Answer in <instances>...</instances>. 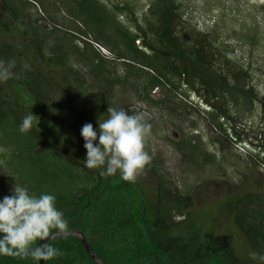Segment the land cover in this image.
Listing matches in <instances>:
<instances>
[{"label":"trees","instance_id":"obj_1","mask_svg":"<svg viewBox=\"0 0 264 264\" xmlns=\"http://www.w3.org/2000/svg\"><path fill=\"white\" fill-rule=\"evenodd\" d=\"M245 1L264 15V0ZM66 9L73 22L65 25L76 29L83 47L58 38L53 56H43L44 63H37L30 47L42 52L47 41L37 24L24 20L27 46L0 39V59L15 60L14 71L19 73L0 83V138L3 146L11 148L0 178V202L13 195L15 183L37 196L54 195L69 230L83 232L105 264H264L260 259L264 256V195L247 187L248 177L237 187L225 189L214 204L196 207L192 193L182 194L159 173L157 192L152 193L137 179L124 181L119 172L104 177L100 169L84 164L87 150L81 129L92 123L99 136L98 121L106 118L109 106L116 107L115 88L120 83L132 84L142 99H148L155 88L185 93L186 86L210 107L205 111L210 125L228 143L240 142L232 108L236 113H251L258 104L264 117V98L249 74L225 54L227 47L217 45V32L191 26L184 19L180 0L151 1L142 20L130 0L109 6L100 0H69ZM119 15L126 16V24ZM4 16L0 11V26L11 34ZM257 37L259 32L248 37L249 43L254 46ZM91 42L105 46L129 68L123 80ZM75 66L89 70L99 90ZM141 72L143 80L129 82ZM87 100H95L97 109L86 108ZM30 112L37 117L33 128L21 133L19 127ZM183 142L179 149L190 162L209 160L194 138ZM262 153L253 154L252 167L264 164ZM224 220L229 221V232L222 235L218 224ZM47 243L63 255L44 264H97L77 237ZM37 263L31 257L0 255V264Z\"/></svg>","mask_w":264,"mask_h":264},{"label":"rangeland","instance_id":"obj_2","mask_svg":"<svg viewBox=\"0 0 264 264\" xmlns=\"http://www.w3.org/2000/svg\"><path fill=\"white\" fill-rule=\"evenodd\" d=\"M66 1L69 0H0V11L4 13V21L10 24L12 31L8 34L0 26V39L15 41L22 48L27 46V37L22 34L26 30L24 20L31 21L35 27L37 24L39 33L49 46L42 52L37 51L35 46L30 47L32 58L37 63H44L43 56H53L52 46L57 45L58 38L73 40L75 44L83 47L84 44L79 40L76 29L65 25L73 22L66 13ZM100 1L108 6L118 2V0ZM151 1L153 0H130V3L135 5L136 16L140 20L147 16ZM180 2H182L184 19L198 31H216L217 45L221 48L227 47L225 54L227 52V55L249 74L250 82L264 98V15L248 5L245 0H180ZM118 18L123 23H127L125 15H119ZM76 25L84 26L83 23ZM258 32V41L253 46L249 43L248 37ZM73 36L76 39H73ZM136 44L146 50L139 41ZM108 61L111 63L109 65L114 75L123 80L129 68L117 58ZM75 70L86 77L91 85L94 84L95 91L99 90L89 70L76 66ZM142 74V72L136 73L129 82L136 81L142 77ZM183 89L185 93L159 87L151 91L148 99H142L133 89L132 84L120 83L116 86L114 99L116 107L131 113L143 111L152 125L151 134L145 140V150L152 157L151 163L146 166L137 180L155 193L159 186V173L161 179H168L182 194L192 193L196 207L214 204L225 189L228 190L230 186L237 187L242 184L245 177H248L246 182L248 188L264 195L263 163L259 162L252 167L253 154L264 152V117L260 106L256 104L251 113L245 111L236 113V108H232L237 115L236 127L242 138L240 142H235L233 139L234 143L231 144L226 141L225 135L220 134L210 125L205 112L209 111L210 107L205 105L197 94L188 91L186 86H183ZM85 106L89 110H96L97 102L87 100ZM234 124L235 122L228 123L227 127ZM192 138L200 145L201 150L209 155L208 161L199 159L197 163L190 162L181 153L179 148L184 145L183 141ZM215 139L218 140L217 144L214 143ZM10 151V147L2 145L0 138V178L5 175ZM260 156L263 157L264 153ZM214 157L216 163H213ZM223 174L228 175L225 181L221 178ZM206 212L207 210L202 211V214ZM227 223L229 224V221L226 220L219 222V234L224 235L229 232Z\"/></svg>","mask_w":264,"mask_h":264},{"label":"clouds","instance_id":"obj_3","mask_svg":"<svg viewBox=\"0 0 264 264\" xmlns=\"http://www.w3.org/2000/svg\"><path fill=\"white\" fill-rule=\"evenodd\" d=\"M15 69V60L0 59V83L18 77ZM36 118L32 112L26 115L19 131L29 132ZM98 123L99 136L92 123L81 129L87 150L85 166L100 169L104 177L119 172L124 181L135 182L152 159L145 150L146 137L152 131L147 114L143 111L129 114L123 108L109 106L106 118H100ZM12 192L13 195L5 196L0 202V233L4 234L0 238V255L31 257L37 262L63 255L47 243L54 235L64 238L70 235L68 221L56 207V197L47 193L37 196L18 183L13 185ZM42 241L43 244L37 243ZM260 259L264 260V256Z\"/></svg>","mask_w":264,"mask_h":264},{"label":"water","instance_id":"obj_4","mask_svg":"<svg viewBox=\"0 0 264 264\" xmlns=\"http://www.w3.org/2000/svg\"><path fill=\"white\" fill-rule=\"evenodd\" d=\"M68 236H74V237H77L79 238L82 243L84 244V247L86 248L87 252L89 253V255L91 256V258L97 262V264H105L100 258L99 256L95 253V251L93 250L91 244L89 243L88 241V238L86 237V235L81 232V231H73V230H70V235ZM57 238H60L58 236H53L51 239H49L48 241L50 240H54V239H57ZM41 244H43L44 242H39ZM45 261H39L37 264H44Z\"/></svg>","mask_w":264,"mask_h":264},{"label":"built area","instance_id":"obj_5","mask_svg":"<svg viewBox=\"0 0 264 264\" xmlns=\"http://www.w3.org/2000/svg\"><path fill=\"white\" fill-rule=\"evenodd\" d=\"M94 47L99 51L100 55L102 57H104L105 59H108V60H115V57L114 55L110 52L109 49H107L105 46L103 45H100L98 43H95V42H91ZM263 168H264V164H263Z\"/></svg>","mask_w":264,"mask_h":264},{"label":"flooded vegetation","instance_id":"obj_6","mask_svg":"<svg viewBox=\"0 0 264 264\" xmlns=\"http://www.w3.org/2000/svg\"><path fill=\"white\" fill-rule=\"evenodd\" d=\"M175 135H177V134H175Z\"/></svg>","mask_w":264,"mask_h":264}]
</instances>
